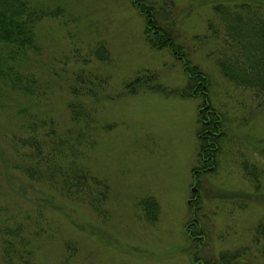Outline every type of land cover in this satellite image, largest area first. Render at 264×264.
<instances>
[{
    "label": "rangeland",
    "instance_id": "1",
    "mask_svg": "<svg viewBox=\"0 0 264 264\" xmlns=\"http://www.w3.org/2000/svg\"><path fill=\"white\" fill-rule=\"evenodd\" d=\"M27 1L60 10L35 23L36 48L16 61L19 82H31L33 93L0 79V264H194L197 239H188L186 227L195 213L205 230L196 246L201 256L246 247L260 256L264 238L254 239L256 222L264 221V93L256 97L220 73L221 32L206 24L216 17L211 0H148L165 1L161 16L207 73L208 106L221 116L219 149L198 174L200 97L184 95L180 60L147 42L144 17L130 0ZM142 71L155 73L146 87L125 90ZM152 84L159 87L148 89ZM71 99L82 100L79 122L70 117ZM13 134L45 138L43 170L58 169L50 180L21 172L32 147H14ZM68 165L108 184L104 212L65 193L59 172ZM146 195L156 199L155 220L138 204ZM16 223L24 239L12 240L17 251L9 253L3 239Z\"/></svg>",
    "mask_w": 264,
    "mask_h": 264
},
{
    "label": "trees",
    "instance_id": "2",
    "mask_svg": "<svg viewBox=\"0 0 264 264\" xmlns=\"http://www.w3.org/2000/svg\"><path fill=\"white\" fill-rule=\"evenodd\" d=\"M130 2L144 17L143 32L147 42L155 48L165 47L176 59L180 60L187 76L186 87L183 90L184 95L200 97L201 106L197 113V121H202L198 129L201 134L197 151L199 160L197 166H194L196 169L193 168V173L198 174L211 166H207V164H212L213 157L219 149V136L222 135L221 116L208 106V75L202 68L190 61L186 50L175 41L172 22L161 16L165 13L161 10L165 1L130 0ZM211 9L216 17L206 20L207 27L215 35L221 32L224 43L223 47L219 48L216 62L220 73L235 84L252 90L254 96L262 95L264 93V0H211ZM59 10L60 7L55 6L44 11L27 0H0V79L7 82L9 86L16 87L29 95L33 93L31 82L22 80L19 82L20 72L16 70L18 65L16 61L28 50L36 48L33 40L35 23L43 15L56 16ZM96 53L99 57L103 56H100L98 48ZM106 53V49H104V55ZM154 75L153 71H142L125 82L123 87L128 91L142 86L146 87L147 84L144 83L146 78L154 77ZM158 87L152 84L147 88ZM82 106L80 99L68 101L67 108L72 120L79 122L81 118H85ZM28 121L26 128L33 131L37 124L31 119ZM11 139L14 142V147L18 148L23 145L32 147L30 155L28 152L24 153L29 158L28 162L23 164L20 169L24 175L29 178L46 175V180H50L53 174L58 171L55 163L52 166L47 165L43 170L44 164L39 160V157L44 156L45 153L39 147L41 142L46 143L45 138H38L35 134L28 136L13 134ZM18 142H21L22 145H17ZM73 145L68 144V149ZM57 146L58 143L52 147V150H55ZM62 151H65L64 147ZM46 154L49 155V152ZM53 155L51 156L53 157ZM250 167L249 171L255 175L256 166L254 163H251ZM59 173L62 186L66 188L65 193L84 199L93 206L96 202L100 212H104L103 207L99 208L105 200L108 190V184L104 180L88 170L70 165L67 170L61 169ZM195 200V206L200 204L199 198ZM138 204L147 219H156L157 202L152 195L144 196L138 201ZM20 227L21 225L16 223L11 229L7 228L8 232H5L8 237L3 239L4 250L9 253L17 251L12 240L18 239L21 242L24 239L21 236ZM255 229L257 236L254 240L258 241L257 238L260 235L264 238V221L262 219L256 222ZM204 233L205 230L203 226H200L195 213L194 220L186 227L188 239H197L198 243L201 237L204 238ZM26 240L28 239L26 238ZM197 243H194L190 253L194 264H264V241L258 250L262 258L249 247L242 251L240 249L222 250L215 256L212 254L201 256V252H198L196 247Z\"/></svg>",
    "mask_w": 264,
    "mask_h": 264
},
{
    "label": "flooded vegetation",
    "instance_id": "3",
    "mask_svg": "<svg viewBox=\"0 0 264 264\" xmlns=\"http://www.w3.org/2000/svg\"><path fill=\"white\" fill-rule=\"evenodd\" d=\"M199 136H201V134Z\"/></svg>",
    "mask_w": 264,
    "mask_h": 264
}]
</instances>
